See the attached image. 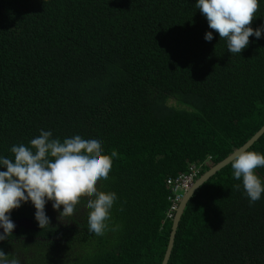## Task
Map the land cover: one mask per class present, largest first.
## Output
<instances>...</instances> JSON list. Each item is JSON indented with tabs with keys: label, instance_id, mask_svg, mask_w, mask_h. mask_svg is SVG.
<instances>
[{
	"label": "trees",
	"instance_id": "16d2710c",
	"mask_svg": "<svg viewBox=\"0 0 264 264\" xmlns=\"http://www.w3.org/2000/svg\"><path fill=\"white\" fill-rule=\"evenodd\" d=\"M196 2L0 0V157L41 130L118 153L97 181L117 195L103 235L88 229L86 197L64 222L48 201L42 230L29 201L10 218L37 230L0 241L9 259L161 264L175 180L191 167L199 178L264 125V32L231 54ZM258 4L253 29L264 24ZM248 151L264 155V135ZM254 173L264 185V166ZM167 264H264V193L250 203L231 164L222 169L187 203Z\"/></svg>",
	"mask_w": 264,
	"mask_h": 264
},
{
	"label": "clouds",
	"instance_id": "9594fccd",
	"mask_svg": "<svg viewBox=\"0 0 264 264\" xmlns=\"http://www.w3.org/2000/svg\"><path fill=\"white\" fill-rule=\"evenodd\" d=\"M259 7L258 0H197L195 8L206 18L210 29L226 41L228 52L240 54L249 44V37H261L264 24L250 27ZM204 39L211 42L213 32L208 31ZM103 142L84 139L80 135L52 138L51 131L41 130L40 135L30 141V146L13 145V158L0 157V241L9 240L15 228L10 218L13 209L31 201L35 208L34 218L39 228H50V218L45 205L52 202L58 212L57 220L74 214L81 198H87L88 229L96 235H103L108 228L110 210L117 200L115 192L100 191L97 181L109 177L113 157L102 154ZM233 177L242 180L243 189L250 203H255L264 193L262 180L254 169L264 166V155L255 151H237L230 157ZM198 179V178H197ZM237 190L241 185L234 186ZM229 198V197H228ZM61 206L63 210L60 211ZM173 220V219H172ZM0 264H21L18 258L9 259L0 250Z\"/></svg>",
	"mask_w": 264,
	"mask_h": 264
},
{
	"label": "water",
	"instance_id": "95a60500",
	"mask_svg": "<svg viewBox=\"0 0 264 264\" xmlns=\"http://www.w3.org/2000/svg\"><path fill=\"white\" fill-rule=\"evenodd\" d=\"M264 135V125L260 128V130L258 132H256L254 134V136L248 140L243 146H241L240 148L236 149L233 153L237 152V151H248L256 142H258V140ZM232 153V154H233ZM232 154H230L228 157H226L224 160H222L221 162L217 163L215 166H213L211 169H209L207 172H205L204 174H202L193 184L192 186L187 190V192L183 195L178 209L173 217V221H172V227H171V232H170V236H169V241H168V245L162 260L161 264H167L170 255H171V251L173 249V245H174V239H175V234H176V230L178 228V224L180 222V219L183 215V212L187 206V203L189 202V200L191 199V197L194 195V193L201 188L206 182H208V180H210L212 177H214L218 172H220L222 169H224L225 167H227L228 165H230V157L232 156ZM15 224V228L13 230V234H16L18 229L20 228H24L26 230H37L36 227L33 225V223L27 219H22L19 221L14 222ZM0 233H3V229L0 228Z\"/></svg>",
	"mask_w": 264,
	"mask_h": 264
},
{
	"label": "built area",
	"instance_id": "2783aa9c",
	"mask_svg": "<svg viewBox=\"0 0 264 264\" xmlns=\"http://www.w3.org/2000/svg\"><path fill=\"white\" fill-rule=\"evenodd\" d=\"M198 170L195 167H191L189 169L188 174L183 175L175 180L171 193L173 197L170 199V207L167 211V217L172 218L174 217L179 203L183 197V195L187 192V190L192 186V184L198 178Z\"/></svg>",
	"mask_w": 264,
	"mask_h": 264
}]
</instances>
